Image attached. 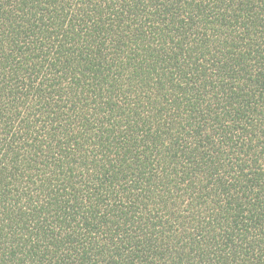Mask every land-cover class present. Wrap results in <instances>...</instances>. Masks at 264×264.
<instances>
[{"label":"trees","instance_id":"obj_1","mask_svg":"<svg viewBox=\"0 0 264 264\" xmlns=\"http://www.w3.org/2000/svg\"><path fill=\"white\" fill-rule=\"evenodd\" d=\"M0 264H264V0H0Z\"/></svg>","mask_w":264,"mask_h":264}]
</instances>
